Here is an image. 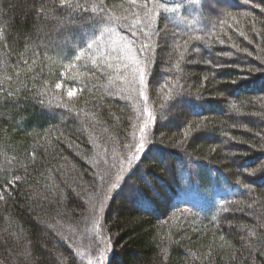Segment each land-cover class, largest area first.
Instances as JSON below:
<instances>
[{
	"label": "trees",
	"instance_id": "1",
	"mask_svg": "<svg viewBox=\"0 0 264 264\" xmlns=\"http://www.w3.org/2000/svg\"><path fill=\"white\" fill-rule=\"evenodd\" d=\"M129 1L0 0V264H264V0Z\"/></svg>",
	"mask_w": 264,
	"mask_h": 264
},
{
	"label": "rangeland",
	"instance_id": "2",
	"mask_svg": "<svg viewBox=\"0 0 264 264\" xmlns=\"http://www.w3.org/2000/svg\"><path fill=\"white\" fill-rule=\"evenodd\" d=\"M176 1L177 0H172V2H171V4H172L171 6L172 7H175L174 5H177V4L182 2V0H178L177 2ZM188 1H190V2L187 3V6L185 8V16H186V18H188V20H190L189 24H188L189 28H193L192 25L196 24V21H197V19H196L197 15L194 12L195 9H198V3L197 2H199L201 4L200 6H203L205 20H207L209 23L213 22V21L215 23L217 22L216 25L218 23H220L219 16H220V13L223 12L224 10L229 11V9L230 10L232 9V10H236L237 11V10H241L244 7H250V6L252 7L254 5V4L250 3L252 0L251 1H249V0H188ZM168 2H170V0H160V4H162V5L163 4L166 5V3H168ZM129 3L131 5L130 7L135 10L136 9L135 7H137V5H140L141 2H139L138 0H131V1H129ZM41 10H42L41 11L42 13L40 14V18L41 19L43 18L42 20H44V23L46 22V23H49L51 25L50 28L48 29L47 35H49V34L53 35L55 32H57V30H59L60 33H61V32H63V30H65L64 27L67 28V26H68L67 23H68L69 18L60 19V17L58 18V17L54 16L52 14V12L48 11L47 9H44L43 7H41ZM69 17H70V15H69ZM62 24H64V26H61ZM92 26H93V24L85 26V30H83V31L80 30L79 33L76 34L75 36L86 38V36L90 35L89 30H91ZM171 29H175V28L173 27ZM194 34L190 33V39L191 40H195V41L200 40V39L196 38V37H198V36H196L198 34H195V35ZM65 37L66 36H64V38ZM210 58H214V56L211 55ZM261 86L262 85H260V87ZM65 92L68 94L69 92H74V89L69 88V89L65 90ZM169 93L171 94V91ZM169 93H168V95H170ZM192 109L193 108H191V106L188 103L181 102L179 105L175 106V108L173 109V112H176L177 110H184V111L190 113V112H192ZM146 111L147 110H145V112ZM160 111H161L160 112V117H161L160 124H161V126H164L166 128H172L174 126L172 124L174 118L172 116H169V115L167 116V113H165V111H167L166 108L165 109L163 108L162 110L160 109ZM152 113H153V111L151 112V110L147 111L146 112V116H145V125L147 127H146V131H145L144 134H146L147 140H148V137H149V135H150V133H151V131L153 129V124H152L153 123V116H152ZM168 113H169V111H168ZM224 145H225L224 147L228 146L226 144H224ZM155 155H156V153H155ZM159 157H160L159 159L162 158V156H159ZM240 175L237 174V176H239L240 178L239 179H235V182L240 183V181H242L243 185L248 183V180H246L245 178H243ZM117 176L118 175H116L115 179L117 178ZM227 194H229L228 191H227V193L225 191H222V190L216 192L215 195L213 196L214 197V201H215L214 204H216V203L222 204V202L224 200H226L225 198L227 197L226 196ZM179 212L180 213H184V214L189 213V212H186L183 209L181 211H179ZM258 226H259V228L264 229V222H259ZM100 233H101V237H102V238H100V240H101L100 241V245L102 244L101 242H103V249H102L101 255L99 256V258H97L95 256L96 254L92 253V255L94 257H92L91 259H88L86 264H106L107 257H108L106 252H109L110 246H109V244L107 242V239H106L107 237H105V234L103 235V233L101 231H100ZM27 252L28 251H24L23 250V251H20L19 253H17L18 257H20L24 262H26V264L27 263H31L30 258L27 257V256H29L28 255L29 253H27ZM60 261L62 262L63 260L57 259L55 262L60 264Z\"/></svg>",
	"mask_w": 264,
	"mask_h": 264
},
{
	"label": "snow or ice",
	"instance_id": "3",
	"mask_svg": "<svg viewBox=\"0 0 264 264\" xmlns=\"http://www.w3.org/2000/svg\"><path fill=\"white\" fill-rule=\"evenodd\" d=\"M63 6L71 7V6H72V4H71V0H63ZM76 7H77V8H80V7H82V5L77 4ZM91 10H92L93 12H95V6H93ZM87 47H88V48H92V44L89 43V44L87 45ZM82 55H83V52H81V56H82ZM77 59H79V57H77ZM140 78H141V85H143V84H144V73H143V72L141 73ZM56 87H57V88H60L61 85H60V84H57ZM74 94H75L74 92H69V93H68V95H69L70 97L73 96ZM141 95H143V93H141ZM146 127H147V126L145 125L144 127L141 128V130H140L141 133H145V131H146ZM188 134H189L188 132L185 133L186 136H187ZM146 142H147L146 137L142 136V138H141V142H140V143L137 145V147H136V152H140V151L145 147ZM132 159H136V160H138L139 158L136 157L135 155H133V157L128 161L129 164H131ZM136 167H138V165H136ZM117 179H121V177L117 176ZM116 187H117V185L114 183V184L112 185V188H116ZM0 199H3V196H2V195H0Z\"/></svg>",
	"mask_w": 264,
	"mask_h": 264
}]
</instances>
